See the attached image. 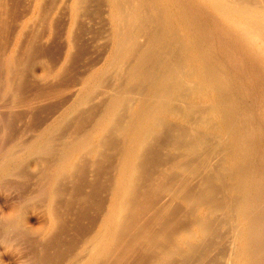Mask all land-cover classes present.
Returning a JSON list of instances; mask_svg holds the SVG:
<instances>
[{
	"label": "bare ground",
	"instance_id": "obj_1",
	"mask_svg": "<svg viewBox=\"0 0 264 264\" xmlns=\"http://www.w3.org/2000/svg\"><path fill=\"white\" fill-rule=\"evenodd\" d=\"M28 1L0 44V186L21 194L0 211V264H26L9 234L32 264H264V0ZM60 25V62L32 74L57 83L19 101L37 37ZM85 32L107 41L101 62L84 50L65 70Z\"/></svg>",
	"mask_w": 264,
	"mask_h": 264
},
{
	"label": "rangeland",
	"instance_id": "obj_2",
	"mask_svg": "<svg viewBox=\"0 0 264 264\" xmlns=\"http://www.w3.org/2000/svg\"><path fill=\"white\" fill-rule=\"evenodd\" d=\"M20 2H22V0H21ZM20 2H18L16 5H19V8H20L21 10L23 9L22 12H24V8H25V6H26L28 3H30V1L27 0V2H26V0H24V1H23L24 3L22 2V3L24 4V6H22V3H20ZM8 3H9V6H10V5L12 6V4H13L14 2H11V0H10ZM10 3H11V4H10ZM19 3H20V4H19ZM25 3H26V4H25ZM14 4H15V3H14ZM28 5H29V4H28ZM28 5H27V6H28ZM21 6H22V7H21ZM27 6H26V7H27ZM13 7H14V5L12 6V8H13ZM8 8L11 9V7H8ZM17 8H18V7H16V9H15L16 11H15L14 9H11V10L8 9V10H6V11H8V12H5V14H4L5 17L2 16L3 18H5L4 21H5L6 23L3 22L2 26H4V27H0V29H1V28L5 29V27H6V29H5L6 31L4 32V30L1 29V30L3 31V32H1L3 36H2V38H1L2 41L0 42V44L3 43V41H4V43L8 46V48H7L6 45H4V43L1 44V45H3L2 50L4 49V50L8 51L9 48L12 47V45H13V42H14L13 40H14V38H15V32H16L15 30H16V29L18 28V26H19V25H17V24H19V21H16V22H17V23H16L15 20H14V18H15L14 16L17 15V18H15V19L18 20V16H19V14H17V13H18V12H19V13L21 12V10L18 11ZM19 8H18V9H19ZM13 10H14L15 12H14ZM25 10H26V9H25ZM9 12H10V13H9ZM22 12H21V13H22ZM21 13H20V14H21ZM24 13H25V12H24ZM24 13H22V14L20 15V17H21ZM6 14H7V15H6ZM99 19H100V18H98V20H96V22L93 24V25H94L93 28L96 29V30H97V28H98V31L101 30V29H100V28H101V27H100V23H103V24H104V21L101 20V19L99 20ZM102 21H103V22H102ZM62 22H63V21H62ZM96 23H97V27H96V25H95ZM4 24H6V25H4ZM98 24H99V26H98ZM103 24L101 25L102 28L104 27ZM61 25H62V24H61ZM61 25H60V28H59V29H58L59 26L56 28V29H58L59 31L61 30V36H58V34L60 35V32L57 30V31H55V34H56L57 37H56V36L54 37V35H55V34H54V35H52L54 38H53V39L50 38L51 40H50V39L47 40V38L44 36L43 33H42L43 36L40 35V36L37 37V39L39 40V43H37V41H36V43H35V42H34V43H35L36 45L38 44V45H37V46H38V47H37L38 50L35 49V48H36V45H34V49H35V50H34V49H33V50L35 51V53H32V52H34V51L31 50L32 52H31V51H30V52H31L32 54L29 53L30 55H28V56L31 57V58L28 59L27 56H26L27 60H25V62H24V64L26 65L27 62H30V61L32 62V61L34 60V62L30 63V64H32V65H30L31 67H29V66H27V67L24 66V68L26 69V70L24 71V68H22L23 65H20V66H22V67H20V68L23 69V70H21V71H22V72L24 71L25 74H26V73L29 74L30 77H29V75L25 76V74H24V78H25V77H26V78L28 77L27 79L25 78V79H26L25 81H26L27 83H25V85H24L25 87H23L24 89L21 88V87H20V88L23 90V92L26 93V95H25V93L22 92L21 89H18L17 91H21V93H20V92H19V93L16 92L17 97H18V94H19L20 97H21V98L18 97V100H19V101H23L22 96H24V97H23L24 99H25V96H27V98H30V93H29V91L31 92V97L34 95L33 92H35V91L32 90V89H30V87H33V86L36 87V86L44 85V84H47L48 82H51L52 80H54V79H49V81H48V80H44V81L41 80V81H39V82H40V85H39V82H37V83H38V85H37L36 82H35V80H34L33 77H32V76H33L32 74H33L34 71L38 72V71H40V70H44V69H47V68H48V69H49V68L52 69L51 67H53V68L55 69V67H56V66L58 65V63L60 62V61H59V60L61 59L60 55H62V53H61L62 50H61V49H63V44H64V38H62V37H64V36H63V32H62V31H63V28H62L63 26H61ZM15 26H17L16 29H15ZM28 26H29V28H26V30H25L26 34H24V37H25V35H27V37H28V36L30 37V33L33 32V30H34L33 27L35 26L34 28L37 29L36 27H38V24H36V25L29 24ZM30 26H32V27H31L32 29L30 28ZM99 27H100V28H99ZM14 29H15V30H14ZM29 29H31L32 31L29 30ZM92 30H93V29H92ZM30 31H31V32H30ZM27 32H29V33H27ZM85 33H87V34H85V35L83 34V36H82L83 38L81 37V39H82V40L87 39V41H84V43H85V42H88V45H90V44H89V41H91L92 39H94V42H93V43L90 42V43H92V44H91L92 46L90 45L92 48L89 46V48H87V50H86L85 48L88 47V46H86V47L83 49V51H82V50L77 51V54H76L75 56L78 57V60H76V59H77L76 57H73L74 59H72V60L70 61L71 63H69L70 66L67 67L68 69H65V70H69V69H71V70H72V69H73V70H76V69H77V72H80V71L85 70V68L87 67V66L84 65L83 61L85 62L86 65L89 64V62L93 61L94 59H95V61L98 59V60H97L98 64L101 62V60H102L101 57H103L102 54L104 55V53H105L103 50L106 49V45H107L106 42H107V41H104L105 38H104V40H102V39H103V38L101 39L102 35L99 34V33H97V34H99V35H97V34L95 35V33H94V35H93V32H90V34H88L89 32H85ZM90 35L93 36V37L91 38ZM85 36H86V37H85ZM87 36H88L89 38H87ZM95 36H96L97 38H95ZM98 36H99V37H98ZM100 36H101V37H100ZM24 37L22 36L21 40H23ZM39 37H40L41 40L39 39ZM41 37H42V38H41ZM55 38H56V39L61 38V39L56 40ZM90 38H91V39H90ZM4 39H5V40H4ZM25 39H26V37H25ZM27 39H28V38H27ZM27 39H26V41H27ZM88 39H89V40H88ZM35 40H36V39H35ZM42 40H44V42H42ZM46 40H47L48 42L50 41V43H48ZM95 40H96V41H95ZM100 40H102L106 45H105L104 43H101ZM23 41H24V40H23ZM23 41L21 42V43H23V44H21V47H20V50L22 49V50H21V54L18 53L20 57H21V55H23V54L25 53V51H26V50L23 48V46H24V43H27V42H26V41L23 42ZM40 41H41V42H40ZM55 41H56V42H55ZM57 41H58V44H59V43H60V44L63 43L62 46H61V45H58V44H57ZM51 42H52L53 44H51ZM54 42H55V43H54ZM79 42H80V41H79ZM99 42H100L101 44H100ZM43 43H45V44H43ZM95 43H96V44H95ZM98 43H99V44H98ZM50 44H51L52 46H50ZM78 44H79V43H78ZM85 44H86V43H85ZM39 45H40V46H39ZM44 45H46V46L48 47V48H47V51H49L48 54H47V51L45 50L46 47H45ZM57 45H58V46H57ZM98 45H99V46H98ZM101 45H104V46H105V47L102 46V47H103V50H102V48H101ZM53 46H54V47H53ZM78 46H80V45H78ZM39 47H40L41 49H40ZM50 47L53 48V49H51ZM57 47H58V48H57ZM60 47H61V48H60ZM94 47H95V49H93ZM98 47H99V48H98ZM42 48H43V49H42ZM49 48L51 49V51H52V50H53V51L51 52V51L49 50ZM54 48H57V49L55 50ZM59 48H60V53H61V54H58V53H57V52L59 51ZM90 48H91V49H90ZM96 48L99 49V50H97ZM23 49H24V51H23ZM78 49H79V47H78ZM89 49H90L91 51H89ZM84 50H85L86 53H84ZM92 50H93V51H92ZM101 50H102V51H101ZM22 51L24 52L23 54H22ZM37 51H38V52H37ZM97 51H99L98 54L95 53V52H97ZM39 52H41L42 54L39 53ZM53 52L55 53V55H54ZM81 52L84 53V54H83L84 56H87V58H90V59H89L90 61H89L88 59H86V60L83 59V61H82V58H83L84 56H83L82 54H79V53H81ZM102 52H103V53H102ZM45 53H46V54H45ZM50 53H53V55H50ZM33 54H34L35 56H33ZM37 54H38V55H37ZM78 54H79V55H78ZM24 55H25V54H24ZM48 55H49V56H48ZM56 55H57V56L59 55L60 58L57 57ZM96 55H97V57H96ZM99 55H100V56H99ZM45 56H46V57H45ZM50 56H51V58H50ZM54 56H55V57H54ZM81 56H82V57H81ZM24 57H25V56H24ZM24 57H23V56L21 57V60H22V61H24ZM34 57H35L36 59H35ZM53 57H54V60H50V59H53ZM22 58H23V59H22ZM49 58H50V59H49ZM84 58H86V57H84ZM91 58H93V60H92ZM100 58H101V59H100ZM38 59H39V60H38ZM55 59H56V62L59 61L56 65H55V63H56V62H55ZM28 60H29V61H28ZM35 60H37V62H36ZM42 60L45 61V62H43ZM48 60H50L49 63H48V66L45 67V66L47 65ZM73 60H75L74 64H75L76 66H74V64H73ZM80 60H81V61H80ZM22 61H21V62H22ZM40 61H42V62H40ZM86 61H88V62H86ZM95 61H93V62H95ZM81 62H82V63H81ZM22 63H23V62H22ZM22 63H21V64H22ZM52 63H54V64H53L54 66H52ZM28 64H29V63H28ZM28 64H27V65H28ZM71 64H73V65L71 66ZM82 64H83V65H82ZM44 65H45V66H44ZM67 65H68V64H67ZM73 66H74V68H73ZM82 66H83V67H82ZM84 66H85V67H84ZM70 67H71V68H70ZM78 67H79V68H78ZM81 67H82V69H83V68H84V69H83V70H80ZM1 69L3 70V66H0V70H1ZM27 69H29V70H27ZM110 69H111V70H115L114 68H113V69L110 68ZM110 69H108V70H110ZM2 70L0 71L1 73L4 72V70H3V71H2ZM78 70H80V71H78ZM28 72H29V73H28ZM1 73H0V78H2V79H0V91L2 92L1 95L4 94V93H6V94L2 95L3 97L0 96V100H2L1 98L8 97L9 94L11 95V93L8 94L7 92H5V91L3 90V89H4V88H3V87H4V84H5V83H3V82H4V74H3V73L1 74ZM108 73H109V74H108ZM108 73L106 74V76L110 75V72H108ZM245 74H247V72H246ZM1 75H2V76H1ZM31 77H32V79H31ZM29 78H30L31 80H30ZM61 78L63 79V80H61L62 83H63V81L65 80V77L63 76V77H61ZM28 79H29V80H28ZM59 79H60V78H59ZM50 80H51V81H50ZM31 81H32L33 83H32ZM54 81H56V83H57V80H54ZM30 82H31V83H30ZM52 82H53V81H52ZM1 83H3V84H1ZM41 83H43V84H41ZM62 83H60V84H62ZM58 84H59V82H58ZM63 84H64V83H63ZM1 85H3V86H1ZM2 88H3V89H2ZM33 89H35V88H33ZM25 90H26V91H25ZM35 90H36V89H35ZM17 93H18V94H17ZM28 93H29V94H28ZM7 94H8V95H7ZM22 94H23V95H22ZM32 94H33V95H32ZM5 95H6V96H5ZM9 97H10V96H9ZM27 98H26V99H27ZM5 99H6V98H5ZM6 100H8V99H6ZM6 100H5V101H6ZM40 101H41V102H40ZM43 101H44V102H43ZM36 102H37V103H36ZM2 103H3V100H2ZM2 103H1V104H2ZM20 103H21V102L18 103L19 105H18V108H17V109H19L20 112H21V109H20V108L22 107V110L24 111V109H25L26 107H25L24 105H22V103H21V104H20ZM33 103H34V102H32V104H33ZM35 103H36V104H35L36 107L34 106V104H33V105L31 104L30 108L27 109L26 114H24L25 116H24V115H20V116L18 115V116H17V117H18V120L20 119V121L17 122V120H15L16 123H14V125L16 124L18 127L20 126L21 128H18V129H17L16 126H15V129H16V130H15V129H14V130H15L16 132H13V133H15V134H19V133H17V130L22 129V125L27 126L28 121L30 122V120H29V116L27 117V115H29L30 111H31V112L36 111V110H34V109H38L40 103H41V105H43V104L45 103V100H41V99H40V100H39V103H38V101L36 100ZM1 104H0V107H2V108L4 109V107H3ZM38 104H39V105H38ZM37 105H38V106H37ZM23 107H24V108H23ZM0 109H1V108H0ZM3 109H1V111H3ZM32 109H33V110H32ZM4 110H5V109H4ZM43 112L45 113V111H42V112H41V113H42L41 115L44 114ZM24 117H25V118H24ZM26 117H27V119H26ZM258 118L260 119V122H259V119H258ZM23 119H24L25 121L28 120V121H26L27 123L24 122ZM21 120H23V121H21ZM261 120H263V121H261ZM257 121L260 123V124H259V123L257 122V124H258V125H261L260 130H261L262 140H264V116H261V118H260V116L257 117ZM24 123H25V124H24ZM21 124H22V125H21ZM25 126H23V128H24ZM19 131H22V130H19ZM19 131H18V132H19ZM16 136H17V135H16ZM34 179H35V178L32 176V178L29 179L28 183L26 182V184H24L23 186H24V187L26 186V187H28V188L32 187V186H33L32 184L35 183V180H34ZM9 185H11V184H9V183H8V184H7V183H4V184H2V185L0 186V198L5 200L2 204H0V206H1V207H0V211H5V210H7L9 207H11L12 205H14L15 203H17V202H19V201L21 200V194H20V192H19V188H20V187L17 186V185H15V186L12 185V186L10 187ZM28 185H29V186H28ZM7 186H8V187H7ZM16 187H17V189H15ZM11 190H12V191H11ZM15 192H16V193H15ZM18 192H19V193H18ZM12 200H13V201H12ZM16 201H17V202H16ZM10 203H11V204H10ZM10 205H11V206H10ZM13 236H14L13 234H9V239H8L9 241H8V242H9L10 246H12L11 248L14 250V254L17 255V254L19 253L18 255H21V254L23 253L22 256H21L19 259L23 260V258H24V259L27 260V261L25 260L26 264H32V254L34 253V250H35V249H33V248H34V245H32L33 243H30V242H29V243L22 242L19 238H16V239H15ZM11 239H12V240H11ZM13 239H14V240H13ZM18 239H19V240H18ZM19 242H20V245H21V250L23 249L24 251H21V250L19 251V250L16 249V248H17V245H19ZM14 243H15V244H14ZM11 244H12V245H11ZM32 246H33V247H32ZM15 247H16V248H15ZM26 247H27V248H26ZM24 248H25V249H24ZM20 252H21V253H20ZM26 252H27V253H26ZM25 253H26V255H25ZM23 256H24V257H23ZM25 256H28L29 259H28V257H25ZM23 261H24V260H23Z\"/></svg>",
	"mask_w": 264,
	"mask_h": 264
}]
</instances>
